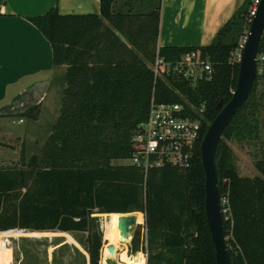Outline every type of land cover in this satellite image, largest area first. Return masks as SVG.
<instances>
[{"label":"trees","instance_id":"trees-1","mask_svg":"<svg viewBox=\"0 0 264 264\" xmlns=\"http://www.w3.org/2000/svg\"><path fill=\"white\" fill-rule=\"evenodd\" d=\"M115 1L99 0V15H61L51 8L26 18L49 42L53 65L67 66L65 88L39 153L27 158L22 148L16 165L0 168V232L85 233L88 264H99L111 233L102 236L93 214L139 212L144 246L134 237L131 252L142 251L146 264H216L204 212L200 143L218 104H226L235 90L239 65L231 64V57L251 0H244L211 43L200 47H157L160 5L146 15L121 14L112 9ZM190 52L211 63L209 80L203 77L192 85L181 76L155 79L147 65L156 57L175 63ZM151 98L182 104L187 114L192 111L184 99L194 109L204 105L199 145L188 168L165 164L145 174L132 165L112 164L140 151L132 139L146 120ZM35 112L36 107L23 115ZM263 132L264 79L257 76L214 156L219 195L228 191L231 222L223 221V234L233 264H264ZM232 138L249 144L261 138L255 166L262 177L236 173L224 141Z\"/></svg>","mask_w":264,"mask_h":264},{"label":"crops","instance_id":"crops-1","mask_svg":"<svg viewBox=\"0 0 264 264\" xmlns=\"http://www.w3.org/2000/svg\"><path fill=\"white\" fill-rule=\"evenodd\" d=\"M243 2L116 0L112 9L115 13L146 15L158 4L157 47H200L211 43ZM51 8H57L61 15H99V0H0V168L18 162L22 148L27 156L26 150L36 146L34 134L41 132L43 125L51 127L60 112L67 66L53 65L49 42L26 19ZM35 107L37 112L30 117L23 115ZM10 121L24 126L12 129L7 124ZM11 155L14 159H9ZM139 253L143 255L137 251L131 257Z\"/></svg>","mask_w":264,"mask_h":264},{"label":"built area","instance_id":"built-area-1","mask_svg":"<svg viewBox=\"0 0 264 264\" xmlns=\"http://www.w3.org/2000/svg\"><path fill=\"white\" fill-rule=\"evenodd\" d=\"M259 3L260 0L250 2L242 32L232 53L231 64L239 65L241 62L250 25ZM161 67L164 73L161 72ZM150 69L155 79H163L164 76L169 75L181 76L190 81L192 85L203 77L209 80L212 75L211 63L207 59H201L197 52L185 54L175 63H165L156 57ZM257 76L264 79V30L256 56ZM184 103L192 114H187L186 107L182 104L157 103L151 98L146 120L139 125L132 139L141 149L131 156L130 165L140 168L145 174L149 169L159 168L165 164L177 168L190 166L201 137L204 105L200 109H194L186 99ZM223 183L226 181L224 180ZM220 212L223 221L231 222L228 191L220 195Z\"/></svg>","mask_w":264,"mask_h":264},{"label":"rangeland","instance_id":"rangeland-1","mask_svg":"<svg viewBox=\"0 0 264 264\" xmlns=\"http://www.w3.org/2000/svg\"><path fill=\"white\" fill-rule=\"evenodd\" d=\"M158 4H155L157 6ZM242 32V31H241ZM241 34V33H240ZM148 65H150L148 63ZM259 87V90H263ZM12 129L22 128L24 125H12ZM50 126L43 125L42 131L35 135V144L26 150L27 158L32 154H38L41 142L47 135L46 129ZM264 142V132L261 135ZM261 138L256 143L239 142L235 138L224 140L233 153L232 163L236 173L240 177H262L255 166V154L261 148ZM38 140V141H37ZM9 159H14L11 155ZM19 158L17 159V161ZM19 162V161H18ZM18 162L12 161L11 166ZM113 165H130L129 160H117L112 162ZM135 214L142 215V224L135 226L132 238L138 239L140 247L144 246L145 240V222L144 215L139 212ZM96 229L104 237L108 232L110 234L106 244L118 238L119 236V214L110 215L105 213L93 214ZM86 234L79 232L65 233L58 231H32V230H9L0 232V264H88V253L86 250ZM132 240V239H131ZM131 240L128 245H124V254L121 259L116 258L119 264H125L126 260L134 259L131 252ZM105 244V245H106ZM103 245V248L105 247ZM103 251V249H102ZM101 251V257H102ZM121 253V251H120ZM145 256V254L143 253ZM99 264H102L101 260ZM146 264V258H145Z\"/></svg>","mask_w":264,"mask_h":264},{"label":"water","instance_id":"water-1","mask_svg":"<svg viewBox=\"0 0 264 264\" xmlns=\"http://www.w3.org/2000/svg\"><path fill=\"white\" fill-rule=\"evenodd\" d=\"M264 30V0H260L255 17L253 18L248 40L243 49V55L239 64L235 90L230 100L223 104L221 101L217 108L219 112L203 137L200 145V159L204 171V212L215 251L216 264H233L231 262L226 239L223 234V219L220 212V195L216 166L214 161L218 141L222 138L225 128L230 123L236 111L246 102L254 81L256 79V56L259 49L261 36ZM136 222L135 213L119 214V251L132 239ZM116 247L107 246L110 257L104 260V264H119L116 261Z\"/></svg>","mask_w":264,"mask_h":264},{"label":"bare ground","instance_id":"bare-ground-1","mask_svg":"<svg viewBox=\"0 0 264 264\" xmlns=\"http://www.w3.org/2000/svg\"><path fill=\"white\" fill-rule=\"evenodd\" d=\"M136 222L138 224H142L143 220H142V215H138L136 214ZM114 245L117 249H116V254H117V258H119V260L121 259V256L124 254V252L119 251L118 249V246H119V237L117 239H115L114 242L110 243V244H106L105 247L103 248V251H102V257H101V262L102 264H104V260L109 258L110 255L109 253L107 252V246L108 245ZM125 264H145V258L143 256H139V257H136L135 259H131L130 261L129 260H126L125 261Z\"/></svg>","mask_w":264,"mask_h":264}]
</instances>
